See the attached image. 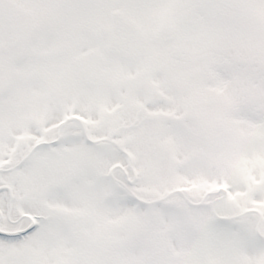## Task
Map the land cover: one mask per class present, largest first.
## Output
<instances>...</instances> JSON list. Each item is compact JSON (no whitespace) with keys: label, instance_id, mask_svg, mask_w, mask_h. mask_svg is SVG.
Masks as SVG:
<instances>
[{"label":"snow or ice","instance_id":"1","mask_svg":"<svg viewBox=\"0 0 264 264\" xmlns=\"http://www.w3.org/2000/svg\"><path fill=\"white\" fill-rule=\"evenodd\" d=\"M0 264H264V0H0Z\"/></svg>","mask_w":264,"mask_h":264}]
</instances>
